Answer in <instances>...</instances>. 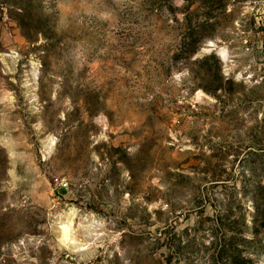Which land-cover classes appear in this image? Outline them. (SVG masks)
Segmentation results:
<instances>
[{
  "label": "rangeland",
  "instance_id": "obj_1",
  "mask_svg": "<svg viewBox=\"0 0 264 264\" xmlns=\"http://www.w3.org/2000/svg\"><path fill=\"white\" fill-rule=\"evenodd\" d=\"M260 216L264 0H0V264H264Z\"/></svg>",
  "mask_w": 264,
  "mask_h": 264
},
{
  "label": "trees",
  "instance_id": "obj_2",
  "mask_svg": "<svg viewBox=\"0 0 264 264\" xmlns=\"http://www.w3.org/2000/svg\"><path fill=\"white\" fill-rule=\"evenodd\" d=\"M260 225L261 223L264 225V216H260ZM224 248H221L218 250V257L221 256L222 252L224 251ZM236 252V254H235ZM232 264H251L250 258H248L247 256H243L242 254H239L238 251H236L235 249L232 250Z\"/></svg>",
  "mask_w": 264,
  "mask_h": 264
},
{
  "label": "snow or ice",
  "instance_id": "obj_3",
  "mask_svg": "<svg viewBox=\"0 0 264 264\" xmlns=\"http://www.w3.org/2000/svg\"><path fill=\"white\" fill-rule=\"evenodd\" d=\"M178 2L182 3V2H183V0H178Z\"/></svg>",
  "mask_w": 264,
  "mask_h": 264
}]
</instances>
